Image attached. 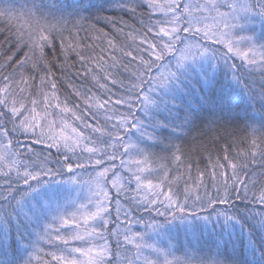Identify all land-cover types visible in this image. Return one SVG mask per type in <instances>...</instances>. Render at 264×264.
<instances>
[{
    "label": "snow or ice",
    "instance_id": "obj_1",
    "mask_svg": "<svg viewBox=\"0 0 264 264\" xmlns=\"http://www.w3.org/2000/svg\"><path fill=\"white\" fill-rule=\"evenodd\" d=\"M143 4L150 15L147 21H140L142 27L135 34H127L135 44L131 49L118 46L111 38L107 39L110 51L100 49L99 53L83 43L79 32L88 17L81 13L99 10L103 3L61 4L58 8L53 4L61 13L55 23L37 20L34 26L27 23L16 28L15 50L28 51L23 59H15V53L6 55L0 64V137L7 140L0 143V176L5 177L0 185V264H173L167 259L169 250L149 243L152 237L147 232H132L127 226L123 231L118 226L108 230L113 211L116 221L123 213L127 224L133 223L128 219L131 209L124 207L121 196L143 206L150 220L145 223L140 218L135 223H143L158 235L181 228L186 233H202L209 224L215 232L218 226L216 258L209 257L201 264H264V211L248 207L253 203L264 207V0H143ZM115 6L136 10V5L122 0ZM38 12L44 16L42 6L34 3L30 13L35 16ZM0 18L10 22L17 17L6 7L0 9ZM70 18H75L71 27ZM209 42L221 45L224 53ZM72 56L85 69L84 74L91 75L106 92L111 89L100 83V73L105 81L123 89L125 94L111 104L124 106L127 112L117 113L110 100L85 97L76 91L88 109H96L95 124H90L77 115L76 106L61 105L57 84L51 79L53 68L57 61L62 67L73 66ZM117 69L128 73L127 83L116 76ZM254 71L260 73L258 89L255 80L245 78L246 72L251 76ZM37 77L34 96L31 88ZM46 84H50V92L44 90ZM53 107L59 109V124L51 119L49 109ZM138 111L143 115L138 116ZM68 114L81 122L88 134L68 123L64 118ZM205 114L203 127L197 128ZM237 120L251 122L247 124L251 129L247 146L232 155L235 140L225 143L223 155L213 159L204 141L216 143L232 136L230 126ZM256 124L258 128L253 127ZM133 130L135 139L129 135ZM168 130L171 135L163 137ZM178 130L197 131L192 152L207 151L215 196L207 191L204 171L198 169L195 179L191 176V154L185 163L182 146L171 143ZM10 133L31 134L34 144H47L58 151L62 148L63 158L52 168L47 156L28 148L39 163L34 161V167L24 166L21 171L15 158L19 153L11 151ZM165 139L169 140L165 148L170 149L169 154L153 159L150 148ZM258 156L262 166L250 170ZM181 167L185 172L179 171ZM87 168H92L94 175L89 173V180L83 181L77 170ZM13 172L15 184L8 179ZM133 181L135 188L129 189ZM182 181L181 200L174 186ZM81 184L88 186L86 201L79 192L70 195ZM200 188L205 189L203 195ZM129 191L134 195L128 196ZM234 201L244 203L245 208L231 210ZM217 204L229 205V210H218ZM153 211L163 220L152 218ZM198 212L208 214L198 216ZM41 242L52 250L45 251ZM128 246L134 249L131 255ZM221 247L225 251L231 248V256ZM146 249L157 258L144 255ZM160 255L164 256L162 262Z\"/></svg>",
    "mask_w": 264,
    "mask_h": 264
},
{
    "label": "trees",
    "instance_id": "obj_2",
    "mask_svg": "<svg viewBox=\"0 0 264 264\" xmlns=\"http://www.w3.org/2000/svg\"><path fill=\"white\" fill-rule=\"evenodd\" d=\"M83 2L85 5L89 3L98 4L103 3V8L97 10L96 8L90 9L88 12H83L81 15L88 17V20L82 21V29L79 32V36L82 38L83 43L90 44L95 49V52L99 53L100 49H106L107 51H110L108 49L107 45V39H114L118 46H128L129 49L135 47V44L132 40H130L127 36L128 33H136L137 29H140L142 27L140 21L144 20L147 21L148 17L150 15L149 10L146 5L143 4L142 0H122L123 3L129 4L130 6L136 5L135 12L129 11L127 9H121L119 7H116L115 5L118 2H121V0H0V9L10 7L15 16L16 19L11 20L10 22H5L2 18H0V64L4 62V57L6 55H10L15 53V59H23L24 53L28 51L27 48H24L20 51L15 50V36L14 33L16 31V28L24 25L27 26V23H32L33 26L35 25V22L39 20L41 24L45 23H55L60 18V11L57 10L58 6L63 5H73L75 3ZM41 5L42 11L44 13V16H41V13H37L35 16H32L30 13V9L32 8L33 4ZM57 5V8H53L52 5ZM70 10V9H69ZM65 16H67V13H64ZM109 18V19H106ZM158 17H153V19H156ZM112 21V22H109ZM75 22V18L69 19V27H71L72 23ZM114 22V23H113ZM94 26V27H90ZM123 29V32L117 31L118 29ZM83 29H88V31H84ZM102 30V33H107V36H104L101 32H97L96 30ZM67 35V32L65 33ZM95 36H100V39H94ZM138 43V40L137 42ZM88 52H91L92 49L86 50ZM107 51L105 53V58L107 59ZM119 56V53H117ZM63 58L61 57V60ZM124 62H128V58H123ZM237 64L240 63V61H235ZM70 63L73 66L70 67H62L60 64V61H57L56 67L53 68V72L55 73L54 77H51L52 80L55 81L57 84L56 88V95L59 98V102L61 105H63L64 102H67L69 107H74V110L76 111L77 115H81L84 117V121L90 124H95V120L93 119V113L96 112V109H88L84 100L80 97H77L75 95L76 91H79L83 96H94L99 98L100 100H110V106L114 107L117 110V113H124L127 112V108L121 105H114L111 104V101H114L118 98H120L122 95H124L123 89L119 87V85H112L110 81H105L103 77V73H100L101 80L100 83L107 84L108 88L111 89V91H107L105 89L100 88L91 78V75H85V69L81 66V64L76 60L74 56L70 57ZM88 67H93V65L89 64ZM11 69H9L10 71ZM27 74V73H26ZM116 76L119 79H122L127 83L128 80V73L124 72L122 69L116 70ZM19 78L18 76L16 77ZM245 78L250 80H255L256 84L254 87L258 89L259 81H260V73L259 71L252 72L251 76L246 72ZM39 85V77H37V80L32 85L31 91L33 95L35 96L37 92V86ZM44 90L50 92V84H46L44 86ZM39 98V97H37ZM53 104L56 103L55 100L52 101ZM94 103V101H93ZM39 110V109H38ZM49 111L53 113L51 119H55L57 121V124L60 120V113L59 109L56 108H50ZM138 116H142L143 114L141 112H137ZM67 119L68 123H75L77 127H80L82 130L88 134L89 130L83 129V124L79 121H74V118L68 114L64 117ZM207 114L201 117V121L197 122V128H202L203 123L202 121L206 120ZM258 119V117H257ZM103 117H100V124L101 126L104 125ZM251 123L250 121L246 122L244 120H237L233 121L230 126V131H232L233 135L230 137H226L224 139H221L220 141L216 143H208L207 140L204 141V143L208 144L207 151H210L213 154V159H215L216 155H223V146L225 143H231L233 140H235V144L233 145V151L231 152L232 155H235V150L239 148H243L247 146L249 134L251 132V129L247 127V124ZM8 128H11L12 125L9 123ZM253 127L258 128V124L253 125ZM133 135H136L135 130H133V133H130ZM257 136L260 135V132L257 131ZM171 135L170 130L165 131L162 133L163 137H168ZM198 133L197 131L193 130L192 132H187L186 130L184 132H181L180 130L177 131L175 135L172 136L171 143L172 144H178L181 145L184 152H185V163L189 162V154L190 161L192 163V169H191V176L193 179L196 178L198 174V169L205 172V184L207 185V191L209 194L215 196L216 190L212 188V181L209 176V161L207 159V151L204 149H200L197 152H192L193 148V137H197ZM12 140V149L11 151L13 153H19V155H16L15 158L20 161L22 167L21 171H23L24 166L34 167L33 162L37 161V157L32 155L30 152L27 151L28 148H33L37 154H40L41 156H47L48 157V166L55 168L57 167L56 161L58 159L62 160L64 150L61 148L59 151L57 148L52 147L49 148L47 144H34L33 140L34 137L31 136V134L28 135H20V134H11L8 137ZM243 141V143H241ZM0 143H7V140L3 137H0ZM151 143V142H150ZM169 145V140L165 139L162 144H158L156 147L150 148V151L154 153L153 159H156V157L161 156H167L169 154V151H165V148ZM261 150L264 151V144L261 145ZM77 155H80L79 150L77 151ZM86 158V154H85ZM117 161H115L116 163ZM118 166V165H117ZM260 157L258 156L256 159V163L250 166V170H258L261 167ZM121 170V169H119ZM80 173L85 172H92V168L87 169H79L77 170ZM180 172H185V168L181 167ZM229 176L231 175V170L227 169ZM173 175H176V171L173 170ZM68 175H71L68 174ZM66 178V177H65ZM243 178V177H242ZM9 180H11L12 183H16V174L13 172L10 177H8ZM185 179H187V174L185 175ZM5 180V177L0 176V185L3 184V181ZM22 183V181H21ZM189 183H192V181H189ZM129 189L135 188L133 185V188L131 185H128ZM183 188L184 183L183 181L179 184V186H174V190L179 194L180 199H183ZM199 194L203 195L205 189L200 188ZM113 197H115L114 190L112 191ZM128 196L134 195L131 191L127 193ZM251 196V193H249ZM119 199L122 201L123 205L126 206V208L131 209L130 215L128 217L129 220L133 221L135 228L142 227L144 225L143 223H135V221L139 220L140 218H143L145 223L149 222L150 215L148 212L143 211V206L137 205L136 203L127 200L124 196L119 197ZM235 205L234 209H244L245 204L240 201H234ZM115 207V204L113 203V208ZM249 208L255 210V211H264V207H261L257 204H249ZM216 208L218 210H229V205H223V204H217ZM154 211L151 213V217H153ZM208 212H198V216L207 215ZM111 220L113 222L109 223L108 230L111 231L112 227H114L115 223L114 220L116 219V214L113 211L112 212ZM213 219L215 217L213 216ZM125 217L123 213H121L120 221L117 223H124L125 225ZM202 224V222H199ZM124 225H121V227H126ZM127 225V224H126ZM219 231V227L217 226L216 231L214 232L212 230V225L209 224L206 229L203 230V232H188L181 230V232H173V235H170V245L174 253L179 256L182 261L178 264H184L185 261L188 262V264H201V261L207 260L209 257L216 258L217 248H216V241H217V232ZM41 247L45 249V251L52 250L49 248L48 245L41 242ZM221 251H225L223 247L220 249ZM130 252V251H129ZM225 255L231 256V248H228L225 251Z\"/></svg>",
    "mask_w": 264,
    "mask_h": 264
},
{
    "label": "rangeland",
    "instance_id": "obj_3",
    "mask_svg": "<svg viewBox=\"0 0 264 264\" xmlns=\"http://www.w3.org/2000/svg\"><path fill=\"white\" fill-rule=\"evenodd\" d=\"M209 46L212 47V48H214V49H218L221 54H223L224 51H225V49L221 45H214V44H210V42H209ZM236 61H238V60H236ZM57 131H59V128H57ZM129 135H131L132 139H135V135H133V134H129ZM116 164L119 166V160H117ZM120 171L123 173V175L129 176V173L124 172L123 169H121ZM77 172L79 173V176H80V178L83 181L89 180V178H90L89 177V172H85V171H83L81 173L79 171H77ZM90 173L92 175H94V172L93 171L90 172ZM129 185H131V187L133 188V185L135 187V182L133 181ZM76 192H79L80 193V196L83 197V199L85 201H86L87 197L90 195V193L88 191V186L85 185V184H81L79 186H76V191L70 192V195L73 196V197H75L76 196ZM121 203H122V201H121ZM124 207L126 208L125 205H124ZM153 217L155 219H157V220H160V221L163 220L162 217L156 216L155 213H153ZM111 218H113L112 215H111ZM117 222L118 221H116V219H115L114 220L115 225H114V227H112V229L118 226L121 229V231H123V229L125 227H121V225H124V223L123 224L122 223L120 224V223H117ZM126 224H127V222H125V225L124 226L130 227L132 232H147L148 235L152 237V240H149L148 241L149 243H156L159 247L168 249L169 250V254L167 255V259L170 260V261H172L173 264H178L179 262L182 261V259L179 256H177L174 253V251L172 250V248H171V245H170V235L171 234L173 235V232H177V231L178 232L179 231L181 232V230L184 231L183 228H181L179 230L173 229L170 232H165L162 235H158L156 232H153L151 229H146L144 225H142V227L135 228L134 223H131L130 225H128V224L126 225ZM146 239H147V237H146ZM128 247L130 249V252L128 254L131 255L134 252V249H131V246H128ZM144 255L150 256V258H152V259H156L157 258V254L156 253H153V252H151V250H147V249L144 251ZM159 260L162 262L164 260V256L163 255H160L159 256ZM140 264H143V262L141 261Z\"/></svg>",
    "mask_w": 264,
    "mask_h": 264
}]
</instances>
